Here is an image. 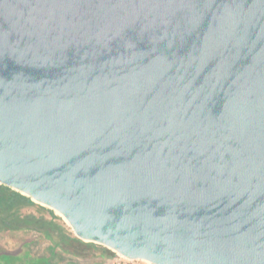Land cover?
I'll return each mask as SVG.
<instances>
[{
  "label": "water",
  "instance_id": "obj_1",
  "mask_svg": "<svg viewBox=\"0 0 264 264\" xmlns=\"http://www.w3.org/2000/svg\"><path fill=\"white\" fill-rule=\"evenodd\" d=\"M0 185L150 264H264V0H0Z\"/></svg>",
  "mask_w": 264,
  "mask_h": 264
},
{
  "label": "trees",
  "instance_id": "obj_2",
  "mask_svg": "<svg viewBox=\"0 0 264 264\" xmlns=\"http://www.w3.org/2000/svg\"><path fill=\"white\" fill-rule=\"evenodd\" d=\"M31 209L36 210L37 214L25 212ZM20 232L35 233L49 247L43 253H35L32 250L36 242L34 239L15 251L0 248V264H57L64 256H84L95 246L76 237L54 211L36 204L22 193L0 185V234Z\"/></svg>",
  "mask_w": 264,
  "mask_h": 264
},
{
  "label": "rangeland",
  "instance_id": "obj_3",
  "mask_svg": "<svg viewBox=\"0 0 264 264\" xmlns=\"http://www.w3.org/2000/svg\"><path fill=\"white\" fill-rule=\"evenodd\" d=\"M25 212L37 214V211L34 209L27 210ZM58 216L61 217L60 215ZM62 220L67 224V222L63 218ZM34 239L36 242L32 245V250L35 253L45 252V250L49 247V244L39 239L38 236L33 232H20L17 234H12V233L0 234V248L6 251H15L18 248H20V246L25 242L32 241ZM57 264H150V263L145 261H138V260L137 261L128 260L125 257L117 254L116 252L108 249L107 247H104L99 244H95V246L90 251H88L84 256H64L63 259L57 261Z\"/></svg>",
  "mask_w": 264,
  "mask_h": 264
}]
</instances>
